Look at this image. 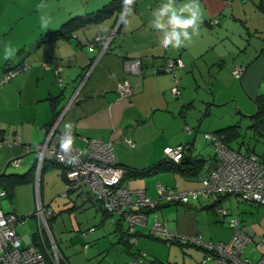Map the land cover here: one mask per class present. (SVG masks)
Wrapping results in <instances>:
<instances>
[{
	"label": "crops",
	"instance_id": "0c3cea01",
	"mask_svg": "<svg viewBox=\"0 0 264 264\" xmlns=\"http://www.w3.org/2000/svg\"><path fill=\"white\" fill-rule=\"evenodd\" d=\"M111 1L0 0V74L22 62L29 64L0 90V133L16 134L20 140L13 146L0 147V175L10 174L7 168L14 157H23L21 173L29 171L36 164L37 151L25 152V145L41 143L46 128L64 111L58 129L67 133L65 123L72 124L75 147H85L92 137L102 138L113 141L115 157L121 166L139 170L165 163L166 167L147 174H127L123 180L126 186L143 188L153 199L158 198L160 182L180 189L201 186V166L204 162L210 167L216 164V149L204 134L203 140L199 138L201 130L189 117V109L195 106L194 96L189 92V88L195 89L194 77L198 87L195 90L208 89L210 95H204L205 104H220L219 99L236 102L237 112H245L253 123L258 111L256 98L264 93H260L264 90V0H135L104 52L102 49L121 16L117 19V12L100 21L75 25L71 36L40 43L46 34L64 28L70 21L77 23L78 17L99 11ZM165 3L182 16L190 14L179 13L185 5H198L201 10L195 29L188 28L190 38L179 47L171 44L160 47L158 40L162 33L154 31L149 24L156 19L151 14ZM217 15L219 22L210 24V19ZM42 18L46 23L42 24ZM166 19L167 15L159 18L164 33L172 30L165 24ZM6 46L10 53L7 56ZM130 57L142 59L141 73H125L124 59ZM170 59H181L184 63L176 70L180 79L177 95L172 89L173 75L164 69ZM94 62L91 73L76 93ZM237 64L246 65L240 78L233 74ZM58 65L64 67L61 83L55 71ZM126 75L132 83V93L118 99L117 84ZM214 123L210 124L216 126H208L206 132L240 125V121ZM127 138L135 142V147L129 146ZM181 143L188 145V153L181 165L170 167L164 149ZM232 144L241 147L238 142ZM259 154L264 157V152ZM44 166L38 179L34 174L32 180L15 187L12 196L17 199L16 206L3 207L24 218L17 228L24 244L36 243L33 236L37 226L32 224L31 233L26 224L41 202L53 210L52 232L71 264H127L139 252L146 254L143 264H213L212 259L204 261L203 248L153 237L146 226L138 227L136 246L126 243V224L112 225L87 185L64 196L63 167L52 162ZM24 186H29L25 192L30 197L24 199L26 207L19 203ZM218 208H224L227 214L219 215ZM261 208L264 206L228 194L202 196L189 204L160 201L150 212L156 211L165 219L169 231L201 234L204 239L214 241L231 238L230 220L238 216L243 229L252 237L248 246L252 243L251 254L255 258L246 256L258 260L264 251V245L257 244L264 235ZM64 216L69 232L63 230L65 222H62L57 235L55 225ZM65 242L70 244L69 249H63Z\"/></svg>",
	"mask_w": 264,
	"mask_h": 264
},
{
	"label": "built area",
	"instance_id": "2783aa9c",
	"mask_svg": "<svg viewBox=\"0 0 264 264\" xmlns=\"http://www.w3.org/2000/svg\"><path fill=\"white\" fill-rule=\"evenodd\" d=\"M219 20L217 15L210 21L215 24ZM107 43L102 52L107 50ZM93 44L91 47L94 46ZM94 65L95 62L85 73L76 93L85 83ZM183 65L181 59H170L165 62L164 69L173 75L174 86L172 89L175 95L180 93V79L176 70ZM28 66L27 62H22L6 70L0 76V88L18 72L27 69ZM63 69L64 67L61 65L55 68L57 80L60 83ZM245 69L246 65L237 64L233 69L234 76L240 78ZM142 70L143 61L140 57L124 59V71L127 75L139 74ZM127 75L118 81V99L132 93V83ZM63 114L64 111L57 115L46 128V136L41 143L25 145V152L37 151V178L41 175L42 168L47 161L59 164L63 167L66 177V190L63 195L66 196L69 191L87 185L108 212L110 223L116 225L118 219L121 218L126 224L129 244L137 242L138 227L146 226L153 237L166 236V238L178 240L183 244L191 243L203 246L206 249L204 261L212 259L213 264H264V251L258 260L244 255L252 237L243 229L238 217H232L230 220V225L233 227L231 238L219 241L206 240L201 234L189 235L178 231H169L167 221L161 218L156 211H153L154 219L149 225L150 211L154 210L160 201L189 204L202 196L231 194L240 196L244 200H256L264 203V160H261L257 154L230 148L225 145L219 134L205 132V138L216 149L217 160L215 165H211V167L207 165L203 168L201 186L180 189L177 185L170 186L160 182L157 184L158 198L153 199L145 189L130 188L123 183L126 169L117 163L112 140L92 137L85 147L71 145L69 150H63L60 147L63 132L58 129ZM187 129L191 130L189 126ZM19 141V136L16 134L0 133V147L13 146L20 143ZM127 142L130 147H135V142L132 139L127 138ZM164 150L168 159L180 163L188 153V145L183 143L175 146L169 145ZM22 160L23 157H14L10 162L19 166ZM5 194L6 190L0 188V264H63L64 256L60 252L48 224V218L53 214L52 208L38 202L36 216L39 219V244H24L17 231L18 225L24 218L16 212H7L3 209L1 200ZM218 212L221 216L227 214L224 208H218ZM93 229L94 227L91 228V230ZM257 244L264 245V235L260 237ZM145 257V253H136L127 264H143Z\"/></svg>",
	"mask_w": 264,
	"mask_h": 264
},
{
	"label": "trees",
	"instance_id": "16d2710c",
	"mask_svg": "<svg viewBox=\"0 0 264 264\" xmlns=\"http://www.w3.org/2000/svg\"><path fill=\"white\" fill-rule=\"evenodd\" d=\"M134 3H135V0H132V3L128 5V9H127V12H126L125 16H127L128 13L131 11V9L134 6ZM125 4H126L125 0H112L110 3H108L104 7H102L99 11H96V12H94L92 14L83 15V16L78 17L77 23H75V20L72 21V22L70 21V22H68V23H66L64 25V28L46 34L45 36H43L41 38L40 43H43L44 41H48V40H52V39L58 38L60 36H71L73 34V31L75 30V25H77V24L78 25H82L84 23L91 22V21H100L103 18H105L108 15H110L111 13H113V12H117V15H118L117 19H118L119 15L121 14L122 10L124 9ZM210 24L213 25V23H211V21H210ZM215 24H217V23H215ZM65 27H67V28L65 29ZM107 50H108V48H107ZM6 70H8V68H6L0 74V76ZM1 88H0V90H1ZM256 102H257V105H258V111L254 115V121H253V124H251V127L254 128L255 130H257L258 132H260L261 134H264V93L259 94L257 96ZM56 117H57V115H56ZM214 133H217V134H219L222 137V140L224 141L226 146H228L230 148H233V149H236V150H239V151H242V152H245V153H251V152L255 153V154L258 155V157L261 160H264V157H262L258 152L255 151L254 148L250 147L249 144H247V142H246V140L244 138V134H243L244 132H242V130L240 129V125H238V124L237 125H231V126L223 128V129H218V130L214 131ZM234 141L238 142V145L241 146V147H235L232 144V142H234ZM216 160H217V155H216ZM47 162H52V163H54L56 165H59V164H57V163H55L53 161H47ZM167 163H169V165H171L170 167H173L175 165L176 166L181 165L182 161L180 163H175L173 160H170V159L168 160L167 159ZM162 166L166 167L165 163L154 164V165H152V166H150L148 168H143V169H139V170L138 169H133L131 167H125V166H123V167L126 169V175L127 174H132V173L143 175V174L150 173L152 171H156L157 169H160ZM205 166L206 165H205V162H204L202 164V166H201V170H202V172L200 171L201 173H203V168ZM44 168H45V166H43L41 174L44 171ZM34 174L36 175V164L29 171H27L25 173H20V174L19 173L2 174V175H0V180L5 181V183L3 184L4 188H6L5 189L6 192L8 194H10V196H12V194H13L12 192L14 191L15 187L18 184L26 183V182H29L30 180H32L33 177H34ZM201 180H202V174H201ZM216 195L222 196L223 194H216ZM225 195H228V194H225ZM244 201H249L251 203H255L257 205L264 206V203H261V202L256 201V200H244ZM104 211H105V214L107 215V218H109L108 212L105 209H104ZM53 216H54V213L48 218V224H49L51 232H52L51 220H52ZM123 223L124 222L122 221V219L119 218L115 226L116 227H118V226L120 227V226L123 225ZM52 234H53V232H52ZM124 236H126L125 237V242L129 244L127 229H125V231H124ZM53 237H54V239L56 241V244H57L60 252L64 256V263L63 264H66V263L67 264H71L69 259H68V257L62 251V249L60 247V244L57 241V239L55 238L54 234H53ZM33 239H34V242H36L35 244H39V242H38V231H36L34 233ZM170 240H174V239H170ZM178 242H180V241H178ZM181 244H183V243H181ZM183 245H195V244H191V243L185 244L184 243ZM195 246L203 248L205 250V252H206V249L203 246H201V245H195Z\"/></svg>",
	"mask_w": 264,
	"mask_h": 264
},
{
	"label": "rangeland",
	"instance_id": "374dc122",
	"mask_svg": "<svg viewBox=\"0 0 264 264\" xmlns=\"http://www.w3.org/2000/svg\"><path fill=\"white\" fill-rule=\"evenodd\" d=\"M195 78V77H194ZM192 78L194 80V88L197 89V84L195 83V79ZM193 80L191 81V83L193 84ZM79 86V85H78ZM77 86V88H78ZM183 86V84H182ZM76 88V90H77ZM264 88V86L262 87ZM81 89V88H80ZM195 89H190L189 88V92H191L192 96H194V104L195 106L192 109H189V117L192 120V123H195V125L201 130V132H199L200 135V139L203 140V134L204 132L208 131V126H216V125H212L210 124L211 122H215L214 124L217 123H221V124H229L230 122L236 123L237 121H240V125L242 127L243 130V134H244V138L247 142V144H249L250 147L255 148V151L258 153H263L264 152V134H261L260 132H258L257 130H255L254 128L251 127L252 123V119L249 116H246L245 112H237L238 107L236 102H234L236 104V106H234V103H226V102H222L220 99L218 100L220 102V104H213V105H209L205 104L203 102V98L204 95L205 96H209L210 94L208 93V89L207 90H195ZM264 92V90L262 89L260 91V93ZM210 108V109H209ZM207 111H209L210 113H207ZM233 112V114L230 113ZM257 111V110H256ZM253 112L254 113H256ZM227 126V125H225ZM204 142V141H203ZM23 168V163L20 166H15L13 164L9 165V167L7 168V171L9 173L14 172V173H21ZM37 175V174H36ZM38 179V178H37ZM5 181L0 180V188L4 187ZM27 187L29 186H24L23 189V194L21 196V200H19V203L22 205H24V207H26L27 203L24 201V199H29L30 197H28V193H25L26 191H28ZM214 196V195H213ZM236 196V195H234ZM239 198V200L241 199L240 196H236ZM16 198L15 196H10V194L6 193L4 195V197L1 200V205L2 207H8L9 205H12L13 207L16 206ZM243 200V199H241ZM244 201V200H243ZM245 202H249V201H245ZM251 203V202H249ZM255 207V206H254ZM264 208H261V210H263ZM27 214H30L27 213ZM238 217V216H236ZM66 218V216H64L63 218H59L57 222V224L55 225V230H57V235H59L58 231L60 232V223H64L65 227L63 226V230H65V232H69L66 231V228H70L68 221H64V219ZM239 218V217H238ZM154 219V212L150 213L149 215V225L153 222ZM30 222H28L26 224V226H28L29 229H31V233H33V226L32 224H35L37 226V229H39V219L36 216V211H35V215L30 217ZM27 220V221H29ZM149 231V229H147ZM162 238H166V236H163ZM252 244V243H251ZM249 245L244 253V255H252L253 258L254 255L251 254L252 251L254 252V248L252 245ZM136 246V243L133 244ZM63 249L64 248H68L70 247L69 243H63L62 244ZM165 253L167 252L166 250L164 251Z\"/></svg>",
	"mask_w": 264,
	"mask_h": 264
},
{
	"label": "clouds",
	"instance_id": "9594fccd",
	"mask_svg": "<svg viewBox=\"0 0 264 264\" xmlns=\"http://www.w3.org/2000/svg\"><path fill=\"white\" fill-rule=\"evenodd\" d=\"M125 3L131 4L132 0H125ZM185 11L190 14L188 16L178 15V12L175 9L171 8L169 4L165 3L151 14L152 17H155L156 19H152L149 21L150 27L154 31L162 33L158 40L160 47L164 48L170 44L173 47H179L184 43L186 39L190 38L191 34L189 33L188 28L192 26L193 29H195L197 21L201 16V10L198 5H185L184 7L179 9V13H183ZM166 15L167 19L165 21V24L170 25L172 30L170 32L164 33L163 26L159 23V18L165 17ZM41 22L42 24L46 23L43 18ZM177 28H179L180 31H177ZM181 37H184V40H182ZM4 53L6 56L10 55L7 46L4 49ZM64 127L69 131L67 133H63L61 137L60 147L63 150L67 151L73 144V137L71 134L72 124L70 122L65 123Z\"/></svg>",
	"mask_w": 264,
	"mask_h": 264
},
{
	"label": "water",
	"instance_id": "95a60500",
	"mask_svg": "<svg viewBox=\"0 0 264 264\" xmlns=\"http://www.w3.org/2000/svg\"><path fill=\"white\" fill-rule=\"evenodd\" d=\"M127 9H128V4H126L125 8H124L123 11H122V15H121V17H120V19H119V21H118L116 27H115V30H114V32H113V34H112V37H111V39H110V40L108 41V43H107V48H108V46L110 45V43H111V41H112V38H113L114 34L118 31V29H119V27H120V24L122 23V20L124 19V16H125V14H126V12H127Z\"/></svg>",
	"mask_w": 264,
	"mask_h": 264
}]
</instances>
